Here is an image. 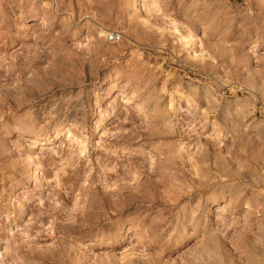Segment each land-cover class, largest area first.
Returning a JSON list of instances; mask_svg holds the SVG:
<instances>
[{
    "label": "rangeland",
    "instance_id": "obj_1",
    "mask_svg": "<svg viewBox=\"0 0 264 264\" xmlns=\"http://www.w3.org/2000/svg\"><path fill=\"white\" fill-rule=\"evenodd\" d=\"M249 244L264 264V0H0V264Z\"/></svg>",
    "mask_w": 264,
    "mask_h": 264
},
{
    "label": "bare ground",
    "instance_id": "obj_2",
    "mask_svg": "<svg viewBox=\"0 0 264 264\" xmlns=\"http://www.w3.org/2000/svg\"><path fill=\"white\" fill-rule=\"evenodd\" d=\"M121 211H123V210H121ZM236 251H238L240 253L239 254L240 255L239 256V258H240L239 260H241V258H242L243 259L242 261H247V262H249V264H256L259 261V256L263 252L262 249H261V246L260 245H256V244H249L246 247H243V246H239L238 247L237 246V250Z\"/></svg>",
    "mask_w": 264,
    "mask_h": 264
},
{
    "label": "built area",
    "instance_id": "obj_3",
    "mask_svg": "<svg viewBox=\"0 0 264 264\" xmlns=\"http://www.w3.org/2000/svg\"><path fill=\"white\" fill-rule=\"evenodd\" d=\"M105 38L108 43H119L123 41L124 34L118 31H113V32L107 33Z\"/></svg>",
    "mask_w": 264,
    "mask_h": 264
}]
</instances>
